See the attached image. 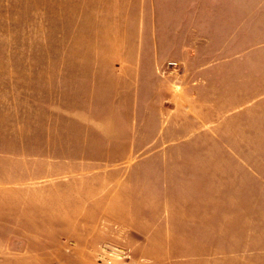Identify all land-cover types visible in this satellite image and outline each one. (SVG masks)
I'll use <instances>...</instances> for the list:
<instances>
[{
	"label": "rangeland",
	"instance_id": "rangeland-1",
	"mask_svg": "<svg viewBox=\"0 0 264 264\" xmlns=\"http://www.w3.org/2000/svg\"><path fill=\"white\" fill-rule=\"evenodd\" d=\"M189 4L148 0L146 17L132 19L133 29L138 20L144 31L117 33L120 19L85 17L93 12L85 2L0 0V182L18 179L28 165L37 172L47 169L44 160L13 163L1 155L13 150L55 158L73 147L85 160L94 159L85 161L86 171L113 169L116 177L122 165L132 171L127 191L100 197V205L111 202L114 209L73 211V218L87 222L81 245L95 247L91 258L68 259L72 251L63 252V243L47 241L60 227L14 225L21 211L12 206L13 194L2 191L0 264H205L219 260L216 254L226 248L245 255L264 245V98L257 99L264 95V50L235 49L253 44V19L228 39L234 49L202 48L190 57V51L172 48L190 37L180 28L189 19ZM234 55L240 58L199 70L219 56ZM155 61H164L159 76ZM117 63L124 64L120 75L114 74ZM219 116L224 117L205 127ZM137 157L143 158L136 163ZM12 165L18 167L13 175ZM186 201L196 208L195 241L174 242L169 250L156 236L140 242L138 230L164 208L187 219L173 209ZM37 234L47 240L23 241ZM88 235L95 240L89 243ZM52 245L61 249L59 258L45 255ZM205 249H214L208 259ZM28 252L37 253L35 262L19 260L17 255ZM167 252L175 260L167 263Z\"/></svg>",
	"mask_w": 264,
	"mask_h": 264
},
{
	"label": "crops",
	"instance_id": "crops-1",
	"mask_svg": "<svg viewBox=\"0 0 264 264\" xmlns=\"http://www.w3.org/2000/svg\"><path fill=\"white\" fill-rule=\"evenodd\" d=\"M61 0H58V2ZM148 0H77V3H87L88 7L93 9L92 14L85 17L91 18H109V19H120L119 23L115 26L117 30H113L117 33L123 32H143L145 27L142 21L137 20V30L133 29L132 19H142L146 17L145 3ZM175 1V0H174ZM177 1V0H176ZM190 2L187 6L189 18L188 21L182 20L181 30L187 31L190 36L188 41L179 44L178 46H172V48H179L181 50L190 51L189 56L192 57L195 52L202 48L214 49L217 51H222L224 49H234L233 44L228 40L233 38L236 34H239V29L244 30L245 26L250 23L248 19H253L252 23V34H253V44L244 46H235L237 50L244 49H258L264 50V0H185V2ZM179 13H172V16H178ZM79 17L83 16L81 14ZM193 18V19H192ZM175 22L173 20V26ZM158 27V26H157ZM119 28H125V30H120ZM157 32L161 34V29L158 27ZM165 44L169 42L158 41L157 44ZM177 44V43H172ZM202 45L204 47H202ZM158 48H165L157 45ZM239 55L230 56H219L216 60L206 62L200 66L199 70H205L209 67L224 64L227 61L238 60ZM164 61H155L156 63V74L159 76V66ZM193 61H181L183 65H190ZM124 64L117 63L114 66V74H122L121 69ZM198 78H192L191 82H197ZM264 94V93H263ZM264 95L258 94L257 99L263 100ZM235 111L231 110L229 114H233ZM224 116L217 117L214 121L208 122L205 127H210L209 124H216L222 120ZM168 127L167 120L162 124L158 134L163 136ZM203 129L199 127L198 129ZM205 129V128H204ZM203 129V130H204ZM256 129V128H255ZM186 139V138H185ZM77 140V139H76ZM157 140V139H156ZM155 140V141H156ZM175 141H164L163 145H171ZM149 144H152L150 142ZM71 153L68 154L65 151L61 153V157H52L47 154H28L22 155L18 153L17 150L6 153H1L2 156L12 157L13 163L17 162L15 160L23 159L28 162L34 160H44L48 163L47 169L40 170L39 172L31 170L30 166H26L25 170L20 173L18 179L14 181L0 182V193L6 191L12 193V206L16 211H21L18 217H14L13 224L16 226H38V225H50V227H60L59 233L52 235L51 237L45 238L43 235H28L23 239L24 242H34V241H55L56 243H63V252H69L67 257L61 256V258H70L71 256L76 257H94L93 251L95 247L93 245H88L85 248L81 245L85 242L83 239L86 235L84 226L87 224L84 221L83 216L73 218V211H85L92 210L95 208L103 209H114L115 207L111 205H100V197L103 194H117L122 191L124 184L128 178L131 176V169L127 170L122 165L120 169L122 170V175L116 177L114 175V170L101 172V168H96L93 170L86 171L82 166L85 161H92L94 159L85 160L80 157L77 151L71 148ZM132 151H128L127 155L131 158L133 154ZM22 157V158H21ZM16 158V159H15ZM143 157L135 158V162L138 163ZM101 161V160H98ZM126 161V160H124ZM108 162V161H104ZM60 164V170L55 172L54 167L56 164ZM132 164V163H130ZM12 165V175L18 169L17 166ZM101 166V163H100ZM14 168V169H13ZM252 176L257 179L259 171L256 165H252ZM16 169V170H15ZM1 176V174H0ZM99 177L98 180H96ZM126 178V179H125ZM89 179V180H86ZM125 179V180H123ZM127 187L124 188L125 192ZM60 196L59 200L57 197ZM55 198V199H54ZM191 201H186L183 203L176 204L177 206L173 209L184 211V215L187 219L179 220V213L173 212L165 213L166 208H164L163 214L160 212L154 218L156 220H151L147 227H143L138 230L139 240L146 239L148 236H156L160 241L164 242V249H168L170 245L177 241H187L189 243L195 241V234L197 229V220L193 217V212L196 208L189 207ZM183 207V208H181ZM149 209V208H147ZM168 209V208H167ZM36 211L39 212V216H36ZM63 211L62 215L59 216L57 213ZM66 211V213H65ZM72 218V219H70ZM228 218V213L225 215V219ZM100 224V223H99ZM67 226H69L67 228ZM100 226V225H99ZM183 236V237H181ZM89 237V243L95 240L93 236L92 239ZM91 241V242H90ZM57 245H52L44 252L45 255L50 253L49 257L54 259L59 258L58 250L55 247ZM90 246V247H89ZM53 248V249H52ZM65 249V250H64ZM222 250V249H221ZM76 252V253H75ZM174 252V251H169ZM188 252L189 249H188ZM205 258L208 259L209 254H213L214 249L204 250ZM203 252V253H204ZM67 253V252H66ZM24 255H17L19 260L26 262H35L36 252L23 253ZM28 254V255H27ZM198 252L188 253L189 257L191 255H197ZM208 254V255H207ZM215 258L219 260L206 261L205 264H264V245L252 251L245 252V255L241 253L238 255V251L234 248H226L216 254ZM40 256V255H39ZM160 255H158L159 257ZM245 256L244 262L240 259ZM48 257V258H49ZM176 256L166 254L165 261L168 263L169 260H175ZM202 257V256H201ZM211 257V256H210ZM15 257H13L14 259ZM46 258V257H44ZM16 260V259H15ZM61 262V261H60ZM68 264L67 260L64 261Z\"/></svg>",
	"mask_w": 264,
	"mask_h": 264
},
{
	"label": "built area",
	"instance_id": "built-area-1",
	"mask_svg": "<svg viewBox=\"0 0 264 264\" xmlns=\"http://www.w3.org/2000/svg\"><path fill=\"white\" fill-rule=\"evenodd\" d=\"M171 63H172V64H174V63H175V61H171Z\"/></svg>",
	"mask_w": 264,
	"mask_h": 264
}]
</instances>
